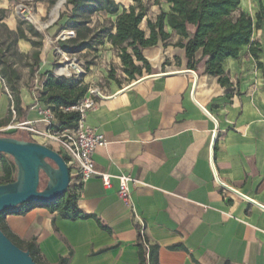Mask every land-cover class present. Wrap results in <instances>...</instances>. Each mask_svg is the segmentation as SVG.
Returning a JSON list of instances; mask_svg holds the SVG:
<instances>
[{
    "label": "crops",
    "instance_id": "crops-1",
    "mask_svg": "<svg viewBox=\"0 0 264 264\" xmlns=\"http://www.w3.org/2000/svg\"><path fill=\"white\" fill-rule=\"evenodd\" d=\"M14 1L0 0V9L10 10ZM115 1L119 14L138 8L133 0ZM144 1L141 5L146 7ZM152 4L170 11L163 0L161 5L155 0ZM159 13L152 19L147 11L140 27L148 35L147 22L155 21ZM96 15L117 19L103 12ZM4 23L18 32L19 19L13 13L7 12ZM30 27L22 26L37 41ZM34 31L43 36L34 75L25 76L35 50L32 43L21 39L15 46L26 67L11 59L20 75L19 110L12 106L13 97L0 76V134L9 131L59 152L41 114L48 106L40 98L45 75L55 63L49 37L57 39L63 32L58 26L45 34ZM167 31L172 34L167 46L160 40L142 54L152 74L177 73L148 78L130 88L108 80L110 91L84 117L85 126L107 140L94 161L99 173L112 178L110 188L100 178L71 187L79 211L92 217L64 219L47 207L5 216L8 232L23 244H35L42 264H60L62 259H68L67 264H141L142 227L147 241L158 247L159 264H264V209L256 205L264 207V31H255L252 40L262 46L258 60L245 46L239 58L223 63L230 87L206 73L209 58L202 51L196 54V69H189L186 51L176 46L181 38ZM257 34L260 39H255ZM101 47L123 71L115 48L107 41ZM148 75L144 71L142 76ZM214 167L221 182L256 204L224 188ZM119 176L136 181L130 185L135 214L119 197Z\"/></svg>",
    "mask_w": 264,
    "mask_h": 264
},
{
    "label": "trees",
    "instance_id": "trees-1",
    "mask_svg": "<svg viewBox=\"0 0 264 264\" xmlns=\"http://www.w3.org/2000/svg\"><path fill=\"white\" fill-rule=\"evenodd\" d=\"M137 7H130L121 14L120 6L115 0H67L66 9L62 11L58 18V32L74 31L75 38L59 40V47L66 53L75 55L84 51H98L99 47L109 42L118 53L121 59L123 72L131 80H136L137 76H142L146 71L153 73L149 62L142 54V50L156 46L161 40L165 46L172 38V34L178 35L181 39L176 44L177 47L186 51L188 67L196 69V54L202 51L203 57H208L206 73L212 76H219L220 83L225 87L231 84L227 77H224L223 63L229 59L239 58L240 51L245 46H250V54L256 60L262 53V46L259 42H254L255 31H264V5H260L255 17L241 11L242 0H163L170 6V11L161 9L155 21L148 20L147 26L149 35L141 29L140 25L144 21L147 8L141 5V0H133ZM162 0H155L156 5H161ZM117 15L115 22L110 25L92 27V17L98 13ZM7 11L0 9V27L4 29L11 39L9 49L16 46L21 39L26 40L34 46L35 50L31 55L32 64L28 63L30 75L37 71L43 48V36L30 27V31L38 40L29 38L23 31L22 26L27 22L19 20L18 32H12L4 23ZM194 29V33L191 30ZM5 51L0 49V76L4 80L6 87L12 93V106L19 110L21 101L17 83L20 75L14 69L11 59L4 58ZM17 55V52H16ZM136 62L141 65H136ZM110 79L120 84L116 74L112 71ZM88 86L82 80L71 77H55L53 72L45 75L42 84L41 98L48 108L53 112L55 122L49 130L52 133H60L65 130L76 128L81 120V113L72 110L86 96ZM0 123V127H2ZM1 136H5L0 134ZM25 141L31 139L24 138ZM0 162L3 168V176L0 177V185L16 182L17 169L13 161L7 156L0 154ZM36 207H47L52 212H59L64 219L79 220L90 219L92 216L79 211L77 206V195L68 191L66 196L50 205H38L28 203L15 209L0 214V228L2 231L22 250L29 251L37 264H42L35 244L18 241L8 232L4 218L8 214L22 215L30 212ZM147 242V241H146ZM146 242L139 237V250L141 264L147 260ZM68 259H62L60 264H67ZM149 263L159 264L158 247L150 245Z\"/></svg>",
    "mask_w": 264,
    "mask_h": 264
},
{
    "label": "water",
    "instance_id": "water-1",
    "mask_svg": "<svg viewBox=\"0 0 264 264\" xmlns=\"http://www.w3.org/2000/svg\"><path fill=\"white\" fill-rule=\"evenodd\" d=\"M23 17H27V14H24ZM76 72L79 73V69H76ZM189 72L194 74L193 71ZM174 73L177 72L151 74L131 83L127 88L148 78L167 76ZM79 74L83 75L82 73ZM98 96L100 98H105L101 93H98ZM216 137L217 133L214 136V141ZM213 150L214 144L212 147V163ZM0 154L10 157L17 169L16 182L0 185V214L28 203L50 205L64 198L68 193L71 182V172L66 159L60 152L34 141L19 140L12 137H0ZM214 172L216 180L224 188L248 199L246 196H243L221 182L215 167ZM42 173L48 178V183L47 186L41 190L40 181ZM256 205L264 209L263 206L259 204ZM0 264L37 263L34 261L29 251H24L19 248L0 228Z\"/></svg>",
    "mask_w": 264,
    "mask_h": 264
},
{
    "label": "rangeland",
    "instance_id": "rangeland-1",
    "mask_svg": "<svg viewBox=\"0 0 264 264\" xmlns=\"http://www.w3.org/2000/svg\"><path fill=\"white\" fill-rule=\"evenodd\" d=\"M245 2L242 5L241 11L255 14L259 11L260 5L264 4V0H242ZM59 0H15L12 3V7L7 12L14 14L18 17L19 20H24L25 22L29 23L32 27L36 30H40L37 26L28 18H30L29 14L37 15L40 17L42 23L47 24L45 29L41 30L44 34L47 33V30H56V25L58 24V18L62 11H65L66 2L59 10L57 15H54V10L58 4ZM243 4V3H242ZM144 6H146L147 10L149 11V16L154 19L156 13L160 12L158 7H153L152 0H145ZM23 13V14H22ZM27 14V17H23L22 15ZM29 16V17H28ZM112 20L110 18H104L101 15H94L92 17V24L91 26H101V25H110ZM143 28H147L146 24H143ZM264 33V32H263ZM66 35V34H64ZM51 42V51L55 56V63L52 68V72L55 77H64V78H71L76 77L83 81L85 85L88 86V91L86 96L82 99L85 100L87 97L90 96V92L92 90L98 89L100 93L107 94L110 91V83L108 80L110 79V73L113 71L116 74L117 79L120 81L119 87L126 86L131 84V81L123 71L120 70L119 67L115 66L114 59L108 58L106 51L104 48L99 47L98 51H86L79 54L71 55L64 52L58 45V41L61 40L59 38H50ZM48 39V40H49ZM255 39H260V35L257 34ZM11 43V39L7 36V33L4 31L3 28L0 27V49L5 51L4 58L7 59H14L19 62L20 65L26 67L24 62V58L21 55H16V49L13 47L11 50L9 49V44ZM69 65L70 68V75H59L57 73V69L59 67H65ZM81 69L83 71V75H78L76 73V69ZM27 70V68H23ZM85 73V74H84ZM26 79L30 77V71H27L25 74ZM143 76H137L136 80L140 79ZM90 78V81H89ZM88 80V81H86ZM94 96V95H91ZM4 133L5 136L1 137H12L19 140H23L21 136L11 135L12 133ZM9 160L13 161L10 157H7ZM17 175V173H16ZM48 178L45 174H41V181H40V189H44L47 186ZM70 189V187H69Z\"/></svg>",
    "mask_w": 264,
    "mask_h": 264
},
{
    "label": "built area",
    "instance_id": "built-area-1",
    "mask_svg": "<svg viewBox=\"0 0 264 264\" xmlns=\"http://www.w3.org/2000/svg\"><path fill=\"white\" fill-rule=\"evenodd\" d=\"M66 34V35H64ZM74 31H65L58 37L61 40H67L71 38H75ZM78 75L82 73V70L79 68ZM93 91V90H92ZM90 92V96L85 100H82L76 107H73L72 110L80 112L82 117L78 122L76 128L72 130H65L60 133H52L48 130V134H50L54 139L57 140L61 149L60 153L64 156L67 161V165L70 168L71 172V182H70V191L71 187L74 184H82L93 178H100L104 185L107 188L111 187V176L99 173L96 170V165L94 161V155L97 149L101 147H105L107 145V140L105 136L96 130H93L84 124V117L86 113L97 105V100L100 98L98 93ZM6 92L10 98H12V93L6 88ZM102 94V93H101ZM94 95V96H91ZM13 110V107H12ZM14 112V111H13ZM41 114L44 116L45 121L47 122L49 128L51 127L53 121L55 120L53 112L47 108L44 109ZM119 197L122 202L135 214L136 208L134 206L132 200L131 193V183L136 181L130 176H119ZM140 236L146 242L147 239L144 235V228L140 229ZM150 243L146 242L147 248V262L149 263V247Z\"/></svg>",
    "mask_w": 264,
    "mask_h": 264
},
{
    "label": "bare ground",
    "instance_id": "bare-ground-1",
    "mask_svg": "<svg viewBox=\"0 0 264 264\" xmlns=\"http://www.w3.org/2000/svg\"><path fill=\"white\" fill-rule=\"evenodd\" d=\"M65 2H66V0H59L58 4H57V6H56V8L54 10V13H53L54 15H57L58 14L59 10L62 8V6L65 4ZM29 16H30V18H28V19H30L37 26V28H39L40 30L45 29V27H46L47 24L42 23L39 16L33 15V14H31V15L29 14ZM70 68L71 67L69 65H67L65 67H59L57 69V73L59 75H62V76L63 75L68 76V75H70V72H71L70 71ZM82 74H83V71H82ZM97 92H99L98 89L92 91V93H97Z\"/></svg>",
    "mask_w": 264,
    "mask_h": 264
}]
</instances>
